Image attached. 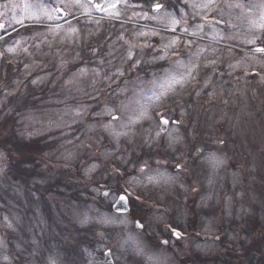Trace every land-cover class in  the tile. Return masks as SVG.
Instances as JSON below:
<instances>
[{"label":"rangeland","instance_id":"rangeland-1","mask_svg":"<svg viewBox=\"0 0 264 264\" xmlns=\"http://www.w3.org/2000/svg\"><path fill=\"white\" fill-rule=\"evenodd\" d=\"M2 1L0 122L15 116L16 139L19 136V142L28 143V139L38 137L50 147L47 156L55 160H48L51 171L79 170L89 193L79 202L71 199V191L42 169H36L26 186L25 178L21 182L10 177L9 162L0 151V264H99L105 248L112 249L113 264H183L187 259L199 264L201 255L223 252V248L215 240L193 238L202 233L216 237L222 226L232 241L245 239L264 247L261 235L251 240L242 226L237 229L235 225L244 219L264 226V56H253L249 51L253 46L245 42L251 38L246 19L259 16L261 10L254 6L261 0H215L214 8L219 9L216 18L223 14L227 22L214 25L224 36L218 40L213 38V26H206L204 33L192 38L165 30L155 20L133 16L134 12L154 15L151 5L156 0L120 3V19L110 18L107 12L97 15L95 10L87 16L84 10L74 8L68 19L53 16L49 20L41 15L39 21L24 19L23 23L13 19L20 18V9L12 11L11 4L24 0ZM27 2L50 9L59 0ZM192 2L159 0L163 8L155 15L170 13L190 26L201 23ZM66 3L71 6L73 0ZM235 3L242 7H229ZM116 20L120 23L115 24ZM28 23L42 28L30 32H25L29 26L20 29ZM150 29H156L158 35L147 39V47L143 46L144 38H139L133 61H127V45L118 36L123 33L125 39L136 42L137 31ZM8 30L14 33L3 36ZM173 37L180 41L176 54L157 58L162 45ZM189 39H195L191 48L185 44ZM94 40H100L101 51L88 47ZM9 47H15V52H7ZM198 48L206 50L199 59L194 56ZM4 55L19 68L8 71ZM80 59L84 64L80 65ZM190 59L199 64L196 79L179 88L160 109L179 121L168 125L178 142L170 144L166 132L155 138L153 121L133 126L118 146L102 131L100 125L110 118L97 114L103 113L106 105L134 107L137 99L150 94L154 79H163L176 67V61L187 63ZM135 60L141 63L133 67ZM212 60L215 65L209 64ZM152 65L160 67L152 69ZM139 67L145 72L135 73ZM81 68L88 69L86 76L78 74ZM118 68L123 76L105 78ZM92 70L100 75L95 76ZM41 93L43 97L35 105L23 107L22 100L41 97ZM77 110L81 115H76ZM129 114L118 113L121 123L127 122ZM141 148L148 154L143 155ZM210 155L221 163L214 166ZM167 157L177 159L181 168L177 169L175 161L169 163ZM114 160L127 171L119 179V189L127 187L131 196L140 199L132 204L143 216L114 212L113 198L104 197L105 191L117 190ZM93 165L97 167L92 169ZM142 167L144 173L140 172ZM157 170L178 179L172 184L149 183L147 176H154ZM133 177L137 182L129 186L127 182ZM103 217L113 222L103 224ZM138 221L143 228H137ZM169 224L181 233L179 238L168 231ZM188 227L194 232L187 231ZM137 247L142 254L134 251Z\"/></svg>","mask_w":264,"mask_h":264},{"label":"snow or ice","instance_id":"snow-or-ice-1","mask_svg":"<svg viewBox=\"0 0 264 264\" xmlns=\"http://www.w3.org/2000/svg\"><path fill=\"white\" fill-rule=\"evenodd\" d=\"M120 3L126 4L127 0H103L102 3H96L94 2V0H73L71 6L66 3V0H59L58 6H53L49 9L42 4H30L27 2V0H24L22 4L12 3L11 10L15 11L17 8L20 9V13L18 14L20 18H17L16 16L13 17V19H15L17 23H23L24 19H33L39 21L41 15L46 16L49 20H51L57 13L72 15V9L74 8H80L84 10L83 14L87 16H91V12L95 10L99 12H107L110 18L120 19V12L118 9V5ZM214 3L215 0H200V2H197V0H193L191 7L194 9V15L200 16L202 22L196 23L195 25L191 26L188 24L187 20H184L182 18L178 19L170 13L155 15L157 13H160L161 9L163 8V5L159 3V0H156V2L152 4V12L154 13V15L149 16L147 12H134L133 16L139 17L140 19L155 20L157 21V23L162 24L165 30L171 31L173 33L179 31L192 38H196L201 33H204L206 26H213L211 27V30L214 33L213 38L218 40L223 39L224 36L222 33L216 32L214 25L221 23L226 24L227 22L223 20V14H221L219 19L216 18L215 14L219 12V9L214 8ZM4 7L7 8L8 5L6 4L4 5ZM229 7L241 8L242 5L239 3H235L229 4ZM254 7L261 11L258 17L250 15L246 19L248 31L251 35V38L247 39L245 42L248 45L253 46L249 49L253 56H264V0H261V3L255 5ZM66 8H68L69 11L65 12ZM35 9H38V11H35ZM4 14L5 13H0V15ZM209 14H211V19L209 18ZM129 20H132V17H129ZM3 27L4 25L0 24V28ZM71 31L76 32L77 30L75 28H71ZM257 32H260L262 35L257 36ZM155 35H158L156 29H150L148 31H137L135 33L136 42H134L133 40L125 39L124 34L121 33L118 36V39L123 41L124 44L127 45V61H133L134 49L138 46L139 38H144L143 46L147 47V39ZM179 42L180 41L177 37H173L167 43L163 44L162 54L157 58L165 59L170 52L175 55V49L178 47ZM18 43L19 42H17V44ZM185 44L186 46L191 48L195 44V39H189L185 41ZM6 51L9 53H13L15 52V47H9ZM205 51V49L198 48L194 53V56L199 59ZM0 55H3V53H0ZM140 63V60H135V63L132 66L135 67ZM215 63V60L209 61V64L211 65H215ZM175 65L176 67L172 71L167 72L163 79H154L151 82L153 84V87L149 90L150 94L137 99L134 102V107L130 108L129 105L123 103L121 104L120 108L106 105L103 113L97 114H102L110 118L107 123L101 124L100 127L104 133H107L108 136H110L116 142L117 146L119 145L121 138H127L129 136V132L133 126L141 124L144 121H153L156 124L157 130L155 131V138L161 137L162 133L166 132L169 137L170 144L178 142V138L173 134L174 130L169 129L168 125L179 124V121L170 119L167 113L160 111V109H163L165 107L169 97L174 95L179 88H183L191 80L196 79L195 74L198 72L199 64L195 60L190 59L187 63H183L178 60L175 62ZM92 71L95 76L100 75L98 71ZM78 74L80 76H86L88 74V69L81 68L79 69ZM117 75L123 76L124 72L118 68L112 76L106 75L105 78L113 79ZM35 82L36 81H33V83ZM207 83L208 81L205 82L206 85ZM121 111H127L130 113L127 117L126 123H121L122 117L118 115V113ZM76 115H81V111L77 110ZM209 160L213 162L214 166L221 163L214 155H210ZM95 167H97V165H93L92 169H94ZM176 167L177 169H179L181 168V165L177 164ZM149 171L152 170L149 169ZM140 172L144 173L145 169L143 167L140 168ZM147 179L149 183L153 184H172L176 182L178 177H173L157 170L154 176L148 175ZM136 182V178L133 177L127 183L129 186H131ZM109 196H111L114 200V207L122 205L128 200V188L126 187L123 192H121L119 189H117L116 191H105L104 197L107 199ZM100 222L103 224H109L112 223L113 220L110 217H103ZM136 226L137 228L144 227V225L139 221L137 222ZM167 227L171 229V232L174 236H176L177 238L180 237L181 233L175 227H173L171 224L167 225ZM134 251L137 254H142V249H140L139 247L135 248ZM111 255L112 249L105 248V250L103 251V256L106 259L101 260L99 264H110L107 258Z\"/></svg>","mask_w":264,"mask_h":264},{"label":"trees","instance_id":"trees-1","mask_svg":"<svg viewBox=\"0 0 264 264\" xmlns=\"http://www.w3.org/2000/svg\"><path fill=\"white\" fill-rule=\"evenodd\" d=\"M165 3H169V2L165 1ZM114 23L119 24L120 22L116 20L114 21ZM27 26L29 27L26 28L25 32H30L33 29H39V27L42 28L41 25H27ZM20 29H23V27ZM99 41L100 40L91 41V43L88 44V47L91 48L96 46L98 47V49H100ZM102 49L103 47H101L100 51ZM8 61H9V57L4 55L3 62L9 63ZM80 62H81L80 65L84 64L81 59ZM6 67L8 71H12L13 69L19 68L18 65L15 64L14 62H10L9 65ZM159 67H160L159 65H152L150 68L158 69ZM144 72L145 69L141 70L140 67L135 70V73L137 74L138 73L142 74ZM30 89L34 92V94H36L35 87L31 86ZM40 96L41 97H35L33 99H30L29 101L22 100L21 102H23L22 103L23 107L27 108L29 105L32 104L35 105V103L43 97L42 93L40 94ZM15 118L16 117L14 116V118H8L7 120L0 122V151H2L5 154L9 162V165L7 167V172L10 175V177L19 180L21 182H23L22 179L25 178L26 180H28L26 186H29V183H31L32 180L30 178L35 175L36 169L45 170V172L48 175L53 176L58 181V183H61L64 187H66V189L71 191L70 192L71 199L77 202L81 201L83 195L84 194L87 195L89 193V189L87 188L85 184V180L81 176L79 170L73 173L61 172V170H58L56 172L51 171L50 167H48V160L49 161H55V160L50 159L49 156H47V152L50 149V147L47 146L41 140H38V137H34L35 139H31V138L28 139L29 140L28 143L19 142L18 139L19 136L16 139V133L14 131L15 129L14 122H16ZM140 152H142L143 155L148 154L143 152V148L140 149ZM145 152L147 151L145 150ZM24 153L26 154L25 159H23ZM112 163L115 165V167L118 170L116 173H114V177L117 178L116 187L117 189H119V186L121 185L120 183L121 180L119 179H121L125 174H127V171L125 169H120L121 167L118 161L114 160ZM72 166L74 167V165ZM30 167L31 168L33 167L34 169L31 170ZM74 169L76 170L75 167ZM48 170H50V172ZM99 183L102 182L99 181L98 184ZM104 183L107 185L109 184L107 182ZM82 202L85 203V201ZM132 207L133 208L131 215L133 217H136L135 214H137L138 217L143 216V214L141 215L142 211L138 206L133 204ZM235 225L237 229L239 228V226H242V232L246 235L252 236L251 240L256 239L259 235H261L260 237H263L264 239V226L261 223H258L257 221L241 219L237 221ZM187 230H194V229L188 227ZM224 230H226L224 226H222L219 229V231L222 232L223 234L221 235L218 241H215L216 243L219 242L220 247L223 248V252L221 249L220 251L209 253V255H201L202 258H200V256L198 257L200 258L199 264H261V263L264 264V247H259L258 243L250 244V242L246 241L245 239H242L238 242L232 241L231 239H229V235L227 231ZM180 264H182L181 261ZM183 264H191V261L187 259L186 261L183 262Z\"/></svg>","mask_w":264,"mask_h":264},{"label":"water","instance_id":"water-1","mask_svg":"<svg viewBox=\"0 0 264 264\" xmlns=\"http://www.w3.org/2000/svg\"><path fill=\"white\" fill-rule=\"evenodd\" d=\"M102 2H103V0H102ZM102 2H100V3H102ZM151 10H152V7H151ZM97 12H99V11H97ZM64 15H65L64 13H57V14L54 15V17L62 18ZM0 24H3V23H0ZM113 205H114V202H113V204L111 206L112 210L115 211V212H119V213L128 212L129 208H130L128 200L126 201V203H124L122 205H118V206H115V207ZM104 259H106V258L103 256V260ZM107 259L109 260L110 264H113L112 256L108 257Z\"/></svg>","mask_w":264,"mask_h":264},{"label":"flooded vegetation","instance_id":"flooded-vegetation-1","mask_svg":"<svg viewBox=\"0 0 264 264\" xmlns=\"http://www.w3.org/2000/svg\"><path fill=\"white\" fill-rule=\"evenodd\" d=\"M1 1V0H0ZM6 0H4V1H2V2H5ZM4 34H6V32L5 33H3L2 35H4Z\"/></svg>","mask_w":264,"mask_h":264}]
</instances>
